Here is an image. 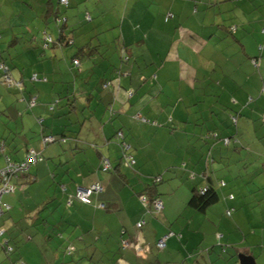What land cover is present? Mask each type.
Segmentation results:
<instances>
[{"label": "crops", "instance_id": "0c3cea01", "mask_svg": "<svg viewBox=\"0 0 264 264\" xmlns=\"http://www.w3.org/2000/svg\"><path fill=\"white\" fill-rule=\"evenodd\" d=\"M88 1L84 16L90 22L83 25L76 19L69 22L59 0H0V61H7L12 76L25 84L18 91L0 83V167L7 157L22 159L28 149L44 157L17 178L21 188L15 196L5 195L10 209L1 215L8 221L1 222L28 231L41 223L40 208L50 200L58 215L44 221L55 227L46 236L49 248L55 242L63 253L69 244L76 250L68 256L57 250L54 263L48 259L46 264H81L84 254L94 264H240L238 255L251 253L240 251L244 239L237 218V227L226 224V242L237 246L226 251L227 258L210 246L217 237L212 229L202 230L214 221L211 215L225 218L223 207H236V196L199 213L187 205L191 182L181 178L190 174L203 184L198 177L207 171L214 181L215 171L229 169L236 159L229 156V147L237 151L241 145L251 152V134L239 137V130H250L251 113L259 114L251 107L252 87L259 80L251 71L259 68L263 85L264 44H258L259 52L251 50L250 2ZM168 13L173 16L165 21ZM71 14L83 13L77 8ZM256 19L264 35V14ZM258 27H253L257 33ZM44 32L54 39L49 47L43 45ZM62 35L73 43L60 42ZM123 49L131 56L128 62L122 59ZM252 57H258L257 66H252ZM74 58H79L78 65ZM33 73L40 79L31 81ZM31 95L37 101L33 108L27 106ZM232 115H237L236 126ZM117 131L131 147V167L121 160ZM210 131L218 139H207ZM43 135L55 140L44 144ZM222 138L231 141L224 144ZM105 159L109 172L101 170ZM169 168L176 171L167 173ZM161 173L173 180L158 186L163 210L154 212L145 209L139 194ZM94 182L102 190L92 194V204L74 199L77 188ZM220 191L221 197L233 193L226 187ZM142 219L146 223L139 229L136 223ZM170 231L174 234L158 250L156 241ZM29 240H34L32 233ZM209 246L207 253L195 254L198 247Z\"/></svg>", "mask_w": 264, "mask_h": 264}, {"label": "rangeland", "instance_id": "374dc122", "mask_svg": "<svg viewBox=\"0 0 264 264\" xmlns=\"http://www.w3.org/2000/svg\"><path fill=\"white\" fill-rule=\"evenodd\" d=\"M246 2H250V7L248 6V9H246L248 13V21L251 25V50H256L259 52L258 44H264V35H261L259 33L260 28L257 26V24L259 23L257 22L258 20L256 18L264 14V0H246ZM243 4L244 3H239L240 6H242ZM86 5L89 6L91 5V3L88 0H78L77 4L70 5L69 8L63 7L62 10H65V13L68 11L70 16H66H68L69 22H72L74 19H76L77 24L82 22L84 25L90 22H88L87 20L85 21L84 18V13H87ZM77 8H79L80 12L83 14H80L79 16L72 15L71 13L73 11H76ZM235 12L239 13L240 11L238 9H235ZM253 27H258L257 31L259 33V36ZM48 29L51 31L52 27H48ZM257 38H259L258 42H256L255 40ZM163 45L167 47L168 42H165ZM258 69L259 68H255L254 71H251L252 74L255 73V76L259 78L258 82L257 80L255 81L256 86L252 87L253 89L255 88V92L251 93V107L252 109H254L255 106L258 110L255 111L259 114L257 116L256 114L251 113V122L249 123L251 124L250 130H248L249 127L247 129L240 128L239 130V137H241L242 135L245 136L247 135V133L251 134V152L242 148L241 145H238L239 149L237 151H234L229 147L228 149L226 148L227 150H230V152H232L229 156H234L236 158L233 162L229 163L230 168H224L218 161L214 163L216 166H221L219 170L215 171V174H218L217 178L219 180L222 179L225 182L224 186H218L219 193L221 194V188H230L234 193L232 194L236 196V200L233 202L234 204L236 202L237 206L234 207L233 204H230L229 207H233L231 218L225 219L226 217H222L223 214H221V216H219V214L217 216L211 215L214 221H212V224H206L202 228V230L212 229V235L214 236V238L216 237V233L223 235L222 237H220L219 242L215 239V242L210 245H215L216 251L221 250L217 245H230L228 242H226L227 231H225V229H227V226H229L230 228L233 226L237 227V223L235 222L237 218V222L240 224L243 231H240V234L242 239H244L243 245L240 247V251L251 253L250 255H252L257 260V264H264V168L262 166L264 165V119L262 114V112L264 111V94H260L262 84L257 71ZM0 106H3V101H1ZM1 111L2 109L0 110V115L2 114ZM1 118L3 119L2 116ZM239 126H241V122L239 123ZM257 141L262 143L260 144L261 146L256 147L255 145L254 147H252V144L256 143ZM170 169L175 170L173 168ZM190 182L191 183H189V185L191 188L193 181ZM181 185L183 186V182H181ZM19 188H21V185L17 186V189ZM5 195L3 196L5 197ZM12 195L15 196V194ZM21 195L24 196V193L22 192ZM223 211H225L224 207ZM40 213L41 223H39V225L37 226H30L28 231L23 226L22 232H20V226H18L17 228L13 226L12 223L11 225L2 223L1 219L6 221H8V219L6 215H4V217L0 216V226L2 225V227L4 228L6 226L5 229L0 227V230L5 231L4 237L2 236V234L0 235V264H18L19 261H22L24 264H46L44 263V261L48 259L51 260V263H54L52 258L55 256V253H57V250H60L59 253L61 254V256L64 255L61 248H58V244H55L54 242L52 247L49 248L46 241V236L50 234L49 232L52 231L55 227L51 224L48 225L44 221L49 222L50 220H52V216L58 215L54 206L51 205L50 200H48L46 204H43L41 206ZM37 222L40 221L37 220ZM214 225H216L217 228H213ZM44 231L47 232L44 233ZM31 233L34 235L33 241L29 240V236H31ZM2 242H4L6 245L2 244ZM232 246H235V244ZM209 247H204V249L202 250H200V248L198 247V252H196L195 254H204V251ZM233 250L235 249L230 246L227 247V252H233ZM78 254L82 255L81 248L79 249ZM18 255L22 258H18ZM43 256L45 257L44 259ZM90 257L91 256L84 254V256H82L79 261H81V264H88L89 262H93L94 264L95 261H92ZM222 257L227 258L228 255L225 253L222 255Z\"/></svg>", "mask_w": 264, "mask_h": 264}, {"label": "trees", "instance_id": "16d2710c", "mask_svg": "<svg viewBox=\"0 0 264 264\" xmlns=\"http://www.w3.org/2000/svg\"><path fill=\"white\" fill-rule=\"evenodd\" d=\"M69 0H68V2H67V4H63V3H61L60 2V0H59V4H61L62 6H64V8H67L68 6H69ZM84 18H85V21L87 20V19H89L90 17H89V15L87 14V15H85L84 16ZM64 20L65 18L64 17H62V18H60V20ZM169 19V18H168ZM168 19H166L165 18V21H167ZM64 23V22H63ZM44 34H47L46 32H44ZM44 34H43V37H44ZM47 35H49L50 37H51V35L50 34H47ZM63 37V38H62ZM62 37L60 36L59 37V41L60 42H62V43H68V42H71V43H73V40L72 39H69V41L67 42V39L66 38H64V36L62 35ZM52 38V37H51ZM61 39H63V40H61ZM54 41V39L52 38V41H50V42H48V44L47 45H45V46H47V47H49V45H50V43L51 42H53ZM43 45L45 44V40H43ZM82 50V49H81ZM83 53H84V55H86V53H85V50H83ZM121 54H122V59H123V61H126V62H128L129 60H130V55L128 54V52H127V50L125 51L124 49L122 50V52H121ZM253 58H257L258 59V57H252L251 59H253ZM250 59V60H251ZM74 60H77L78 61V63H75L74 62ZM258 63H259V59H258ZM1 64H3V65H5L6 67H7V70H8V75H10L13 79H15V80H21L22 81V83H23V88L21 89V90H18V89H16L15 87H12V88H14V89H16V90H18V91H23V89H24V87H25V84H24V81H23V79H16V78H14L13 76H12V73H11V67H10V65L7 63V61H5V60H1L0 61V65ZM73 64H75V65H78L79 64V58H74L73 59ZM252 64V63H251ZM252 66H254L253 64H252ZM33 74H36V76H37V79L36 80H39V77H38V74L37 73H33ZM32 74V75H33ZM31 75V76H32ZM31 76H30V80L31 81H36V80H32L31 79ZM45 79V78H44ZM4 80H3V75H2V71L0 70V83L1 84H3L4 86H7V87H11V86H9V85H6L4 82H3ZM107 83H109V81H105L102 85L103 86H105L104 84H107ZM107 86V85H106ZM263 90V85H262V87H261V91H260V94H264V91H262ZM32 97H35L36 98V96H34V95H31ZM30 96V97H31ZM29 97V98H30ZM28 101H29V99H28ZM28 101H27V106H28ZM57 102H58V99H55L51 104H50V106H49V111H53L54 110V108H55V106H56V104H57ZM36 104H37V101H36ZM35 106V105H34ZM33 106V107H34ZM33 107H30V108H33ZM50 107H52V109H50ZM235 117V121L233 120L232 122H233V124L236 126V120H237V115H232V118H234ZM263 119H264V113H263ZM212 133H216V137H213L212 136ZM43 136H45V135H43ZM43 136H42V138H43ZM218 134H217V132H215V131H210L208 134H207V139H210V138H212V139H218ZM42 138H41V140H42ZM235 138V136H233V139ZM224 139H226V138H222V140L221 141H223L224 142ZM123 140H124V135H123ZM228 140H229V142L231 141V139L230 138H228ZM124 142L126 143V144H128L125 140H124ZM228 142V143H229ZM49 142H47V143H45V144H48ZM120 142L119 141H117V144L119 145V147H120V156L122 157L121 158V160H123V163H125L127 166H133L134 164H135V160H134V158H133V155L131 154V147H130V145H129V148H127V149H125V147L124 146H122V145H120L119 144ZM225 144V143H224ZM1 145H3V147H1ZM0 149L3 151V149H4V143H1L0 144ZM30 149H28L27 151H26V153H25V155H24V157L22 158V159H20V160H12V159H10L9 157H7L6 158V163H7V159L9 160V161H11V162H14V163H18V162H21V161H23L24 160V158L26 157V154H27V152L29 151ZM35 150V149H34ZM41 153V152H40ZM41 157H42V160H39V161H37V162H34V163H31L30 165H32V164H36V163H38V162H41V161H43L44 160V157H43V155H42V153H41ZM129 158H131V159H133L134 160V163H130V159ZM104 162V161H103ZM6 165V164H5ZM111 166V165H110ZM30 167V166H29ZM102 167H103V164H102ZM101 167V170L103 171V172H109V170L111 169V167L109 168V169H107V170H103V168ZM0 168H4V166L3 167H0ZM182 168V167H181ZM182 169H185V167L184 168H182ZM167 173H170L169 171H171V172H173V171H176V170H171L170 168L169 169H166L165 170ZM181 172V171H180ZM205 173H203L202 175H199V179L200 180H203L204 181V183L202 184L201 182H195L194 180L196 179V177H194V178H192L191 176H190V174H188V176L187 175H185V178H181V181L182 180H186V181H191V180H193V183H192V186H191V190H190V197H189V199H188V201H187V205L191 208V209H193L194 211H196V212H199V213H205L206 211H207V209L211 206V205H213V204H215L216 202H218L219 200H221L222 198H223V200H225L226 198H229V199H234V195L232 194V193H230V194H227L225 197L223 196V197H221V194L219 193V191L217 190V187L218 186H220V185H222V186H224L225 185V182L223 181V180H219V179H214V181L212 180V176L211 175H209L208 173H207V171H204ZM23 173H25V172H23ZM23 173H19V174H17V176L16 177H12L10 180H11V183L12 184H14V186H15V188H14V191H12V192H9L8 194H12L13 192H15V190H16V188H17V178L21 175V174H23ZM163 174L164 173H161L160 175H157V176H154L153 177V180H152V184H150L149 185V187L147 188V189H145L143 192H141L140 194H139V199H140V195H144L145 197H146V199H147V202H142L141 200V203L143 204V206L145 207V209H149V210H152V211H154V212H160L161 210H163V202H162V200H161V198L159 197V191H158V186H160L163 182H171L173 179H172V176H166V177H164L163 176ZM186 178H188V179H186ZM172 179V180H171ZM180 181V182H181ZM189 181V182H190ZM99 183V182H98ZM161 183V184H160ZM184 183V182H183ZM185 184V183H184ZM183 184V185H184ZM186 185V184H185ZM0 186H1V182H0ZM8 194H6V195H8ZM5 195V194H4ZM3 197L4 196H2V201L3 202H5L8 206H9V204L6 202V201H4L3 200ZM154 199H157V200H159L160 202H161V210L160 211H157V210H155V208H154V206H153V204H152V200H154ZM83 204V203H82ZM90 204H92V202L90 203ZM10 209V206H9V208L8 209H4V211H3V213L2 214H4V213H6L8 210ZM232 211H233V207L232 208H230V207H227L226 209H225V211H224V216H226L227 218H231L232 217ZM1 214V215H2ZM0 215V216H1ZM142 220H144V219H142ZM145 221V220H144ZM145 223H146V221H145ZM145 225V224H144ZM3 232H5L4 230H3ZM172 234H174V232H172V231H170ZM168 234V233H167ZM217 237H216V240H218V242H219V240H220V237L218 236V235H216ZM2 244H5L4 242L2 243ZM6 245V244H5ZM219 245V247H220V249H221V253H223V254H225L226 253V251H227V247H232V248H234V249H236L237 247L236 246H232V245H224V244H218ZM70 246H73L74 247V250H72V251H70V252H68L69 251V247ZM156 246V245H155ZM165 246H166V242H165ZM165 246H164V248H165ZM157 248V247H156ZM164 248H162V249H158V250H163ZM200 248V250H202V249H204L203 247H199ZM208 249V250H207ZM206 250H205V252L207 253L210 249H211V247H209V248H207ZM75 250H76V247L72 244V245H70L69 244V246H66L65 247V250H64V253L65 254H67V255H72L74 252H75ZM196 252H198V249H196ZM195 252V253H196ZM220 253V254H221ZM201 254V253H200ZM222 255V254H221Z\"/></svg>", "mask_w": 264, "mask_h": 264}, {"label": "built area", "instance_id": "2783aa9c", "mask_svg": "<svg viewBox=\"0 0 264 264\" xmlns=\"http://www.w3.org/2000/svg\"><path fill=\"white\" fill-rule=\"evenodd\" d=\"M61 3L63 4H67L68 0H60ZM173 15L171 13H168L166 15V19L172 17ZM232 31H234V27L231 28ZM44 40H45V45L48 44V42L52 41V38L47 35V34H44ZM75 63H78L77 60H74ZM251 63L254 65V66H257L259 63H258V59L257 58H253L251 59ZM0 70L2 71V75H3V82L6 84V85H9L11 87H15L16 89L18 90H21L23 88V83L21 80H15L13 79L10 75H8V70H7V67L3 64L0 65ZM31 79L32 80H36L37 79V76L36 74H33L31 76ZM108 84V83H107ZM107 84H104L105 86ZM264 91V85H263V90ZM36 104V98L35 97H30L29 98V101H28V107H33L34 105ZM50 109H52V107H50ZM234 121H235V117L232 118ZM155 123V122H154ZM212 136L213 137H216V133H212ZM120 143V145L124 146L125 149L129 148V145L126 144L123 140V133L122 131H117L115 133V136H114ZM54 137L51 136V135H45L43 136L42 138V142L45 144L47 142H52L54 141ZM64 140V139H62ZM229 140L228 138L224 139V143L225 144H228ZM1 147H3V145H1ZM130 159V163H134V160L129 158ZM39 160H42V157H41V153L40 151H36L34 149H30L27 154H26V157L24 158L23 161L21 162H11L7 159V163L6 165L4 166V168H0V182H1V186H0V215L3 213L4 209H8L9 206L2 201V196L4 194H8L9 192H12L14 191V184L11 183V178L12 177H16L17 174L19 173H23V172H26L30 166L31 163H34V162H37ZM111 166H110V163L108 160H104L103 162V170H107L109 169ZM102 190V187L100 185V183L98 182H94L93 184H91L90 186L88 187H79L75 190V193H74V199H76L77 201H79L80 203H83V204H90L92 202V194L95 192V191H100ZM140 200L144 203V202H147V199L144 195H140ZM71 203V200L68 201V204ZM152 204L155 208V210L157 211H160L161 210V202L157 199H154L152 200ZM103 206V205H102ZM145 224V221L144 220H140L138 223H136V227L137 228H142L143 225ZM3 233V230H0V235ZM169 235H172L171 232H169L168 234H165L164 236L160 237L155 245L158 249H162L164 248L165 246V240L166 238L169 236ZM122 245L124 247H126L128 245V242L126 241H122ZM74 250V247L73 246H70L69 247V251H72ZM18 264H24L22 261H19Z\"/></svg>", "mask_w": 264, "mask_h": 264}, {"label": "water", "instance_id": "95a60500", "mask_svg": "<svg viewBox=\"0 0 264 264\" xmlns=\"http://www.w3.org/2000/svg\"><path fill=\"white\" fill-rule=\"evenodd\" d=\"M240 264H256L254 258L251 255L241 253L238 255Z\"/></svg>", "mask_w": 264, "mask_h": 264}]
</instances>
